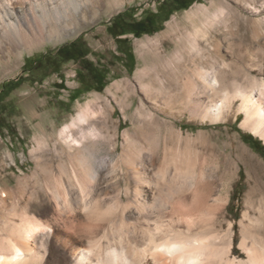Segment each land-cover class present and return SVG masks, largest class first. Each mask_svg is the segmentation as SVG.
I'll use <instances>...</instances> for the list:
<instances>
[{"label":"bare ground","instance_id":"obj_1","mask_svg":"<svg viewBox=\"0 0 264 264\" xmlns=\"http://www.w3.org/2000/svg\"><path fill=\"white\" fill-rule=\"evenodd\" d=\"M121 1L0 0L1 53L6 57L49 40L70 30L74 19H84L88 8H111ZM262 23L264 18L250 25L253 42L239 38L230 48L226 56L232 62L223 58L219 29L212 28L211 37L197 36L190 43L196 51L190 60H208L209 68L193 67L191 77L183 80L166 70H179L186 57L168 55L163 42L160 50L159 40H149L168 83L150 77L149 52L139 44L143 68L136 80L146 97L131 111L129 83H115L106 91L115 102L125 103L118 106L131 124L132 132L121 134L117 159L98 155L105 144L116 151L119 137L110 102L93 96L56 134L59 152L69 159L67 184L57 178L59 188L50 193L41 218L24 214L15 222L12 213L2 222L0 264H43L46 252L56 253L46 264H264V223L254 225L251 214H243L248 221L241 223L244 262L230 258L231 230L221 234L219 221L227 203L223 196L239 165L259 182L261 163L232 136L221 140L205 131L184 133L166 119L177 108L201 125L232 118L264 142V59L256 60L259 54L264 57ZM5 197L0 196L1 205ZM44 229L50 243L48 236L37 235Z\"/></svg>","mask_w":264,"mask_h":264},{"label":"rangeland","instance_id":"obj_2","mask_svg":"<svg viewBox=\"0 0 264 264\" xmlns=\"http://www.w3.org/2000/svg\"><path fill=\"white\" fill-rule=\"evenodd\" d=\"M165 2L169 3V0H122L111 8H88L84 12V19L80 17L74 19L71 29L63 31L58 36L49 40L40 39L27 48L12 52L11 55L6 54V57L0 50V196L6 195V203L4 205L0 203V237L5 235V231L1 228L2 222L7 221L10 214H16L17 217L12 218L15 222L24 214L41 218L48 210L50 193L56 192L59 188L57 178L67 184L69 159L64 153L59 152L60 145L57 143L56 134L70 123L71 118L76 115L78 106L92 101L95 96L110 102L112 117L117 121L115 125L119 137L116 151L114 149L110 152L109 145L105 144L100 148L98 155L109 157L113 161L117 159L122 145L121 134L123 131L132 132L131 124L128 118H125L127 113L124 114L118 106L125 103L121 100L119 103L115 102L106 91L115 83L122 85L129 83L128 91L132 93L130 94L132 98L134 97L131 111L138 106L140 99H144L145 95L136 80L137 71L143 68V62L138 54L139 44H143L146 47L145 51L149 52L147 54L148 66L151 68L149 74L150 77L158 75V82L163 79L168 83V79L163 76L166 68L163 65L158 67L159 59L157 60L153 55L154 48L149 45V40H159L160 50H162L160 44L163 42L162 47L168 55L176 52L184 55L186 58L179 70L174 66L176 71L173 67L166 70L177 73L176 76L183 80L191 77L193 67L203 70L209 68L208 60H199L200 57L196 58L195 63L190 60L196 53L195 49L190 47V43L194 39V42L199 40L197 36L201 37L205 34L211 37L212 28L219 29L223 58L227 62H232L233 57L226 56L230 48L234 49L233 45L239 38L253 42L250 25L264 18V0H197L186 10H174V5L169 4L171 15L167 20L161 21L154 33L139 37L124 34L119 37L126 40L121 45L107 32V27L115 18L120 17L126 22H137L143 20L148 13H156L160 5ZM252 10H257L258 13L254 14ZM216 21H219L218 24ZM262 26L264 27L263 23ZM115 31L120 34L119 29ZM71 43L75 44L73 57L77 53L81 57H77L76 61H64L57 57V50L68 47ZM128 46L134 59L130 71L125 59L126 53L121 52ZM261 58L264 59L259 54L256 60ZM86 61H89L94 69L107 73L106 85L101 92L82 91L71 98L77 89H81L76 72ZM180 70L181 72H178ZM8 82L16 83L17 86L8 93H2L3 85ZM119 97L122 95L120 94ZM166 116L175 128H182L184 133L196 134L205 131L221 140H227L232 136L261 163L264 170V142L251 132L243 131L239 126L240 120L233 121L231 118L225 123L201 125L196 120L190 121L178 108ZM42 132L45 133L44 137L41 135ZM239 168L235 179L223 196L227 203L219 221L221 234L231 230L229 235H231L233 253L230 258L245 262L247 257L242 252L240 244L241 223L248 224L243 218L245 213L251 214L254 218L253 222L255 221L254 225L264 223L262 216L264 215V176L259 182H254L247 176L241 164ZM74 191L71 193L72 197L76 193ZM109 191H112L110 186ZM257 210L259 213L256 212ZM261 210H263L262 214ZM46 230L38 232L37 235L48 236ZM49 237L52 240V237L48 236V243L51 242ZM54 255L56 256V253L46 252L43 264H46L51 257L54 258Z\"/></svg>","mask_w":264,"mask_h":264},{"label":"trees","instance_id":"obj_3","mask_svg":"<svg viewBox=\"0 0 264 264\" xmlns=\"http://www.w3.org/2000/svg\"><path fill=\"white\" fill-rule=\"evenodd\" d=\"M195 1L197 0H169V3H162L160 7L157 9L156 13H148L143 20L137 22H126L120 19V17L115 18L112 24L107 27V32L115 38L118 44L121 45L126 42L125 39H119L120 36L124 34H132L134 37H139L143 34H150L154 33L158 28L161 21H165L171 15V10H169V4L174 5V10H186L188 9ZM168 7V8H166ZM173 10V11H174ZM162 16V18H161ZM115 29L120 30V34H117ZM126 44V43H125ZM74 43H71L68 47H63L57 50L56 55L60 59L64 61H76L77 57H81L79 53L73 57L72 51H74ZM125 46V45H124ZM125 54L126 63L128 65V70H132L133 67V54L130 47L123 48L121 51ZM76 53V51H75ZM82 64V63H81ZM106 75L105 71H100L93 68V65L86 61L83 66L79 68L76 72L77 80L81 86V89H77L71 98L82 91L89 92V91H96L101 92L106 85ZM17 86L16 83L8 82L3 85L2 93H8L9 91L13 90ZM74 100V99H73Z\"/></svg>","mask_w":264,"mask_h":264}]
</instances>
